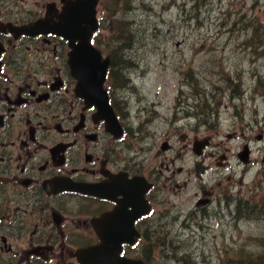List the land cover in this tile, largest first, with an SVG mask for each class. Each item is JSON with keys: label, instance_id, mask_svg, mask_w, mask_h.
Segmentation results:
<instances>
[{"label": "flooded vegetation", "instance_id": "obj_1", "mask_svg": "<svg viewBox=\"0 0 264 264\" xmlns=\"http://www.w3.org/2000/svg\"><path fill=\"white\" fill-rule=\"evenodd\" d=\"M73 1L0 0V264H80L79 252L102 244L99 231L112 235L115 227L125 226V220L136 237L134 244L122 245L121 257L166 264L178 249L159 243L157 237L171 223L184 219L182 225L190 229L198 220L214 219L226 231L221 220L237 217L236 199L243 190L237 193L233 176L221 177L231 167L230 151L222 141L224 151L204 150L197 156L198 141L207 140L208 149L213 141L184 132L177 114L163 134L156 128L148 131L145 123L137 127L129 116V89L136 91V83L146 76L141 79L134 69L119 66L120 53L114 54L117 59L104 53L108 45L98 34L92 44L111 62L104 90L117 123L111 126L100 109L80 97L79 81L70 67L69 41L46 31L47 26L33 29L45 20L50 26L59 24L64 8ZM257 6L264 11V4L254 3L247 23L264 26L257 18ZM260 84L264 88V81ZM140 108L136 119L143 114L150 119L152 107ZM189 108L198 114V106ZM178 111L185 113L183 106ZM221 137L227 142L246 141L236 157L242 164L240 154L249 149V164L242 165L251 170L249 175L252 168L258 170L261 186L264 131L254 137L238 132ZM173 140L180 147L173 146ZM190 151L197 160L193 171H185L177 162L187 159ZM198 164L204 171L200 176ZM137 179L144 182L141 193L150 209L141 217L133 212L135 206L124 203L134 195L129 188ZM247 203L254 211L249 219L264 217V194L261 204ZM173 260L193 264L183 258Z\"/></svg>", "mask_w": 264, "mask_h": 264}, {"label": "rangeland", "instance_id": "obj_2", "mask_svg": "<svg viewBox=\"0 0 264 264\" xmlns=\"http://www.w3.org/2000/svg\"><path fill=\"white\" fill-rule=\"evenodd\" d=\"M254 3L260 7L264 4L258 0H103L98 38L108 45L102 48L107 53L122 35L120 27L132 25V54L119 52L123 60L119 66L134 69L141 79L143 74L146 76L136 83L138 91L129 89L132 100L128 110L133 123L137 127L148 124V131L155 132L156 128V133L163 134L169 125H174L177 114L184 132L212 139L213 146L206 150L207 154L215 149L224 151L223 141L224 148L230 151L231 167L221 177L233 176L237 193L243 190L236 203L250 200L261 204L264 183L259 185L262 178L257 176L258 170L252 168L249 175L251 170L236 157L246 141L238 138L227 142L221 137L233 132L254 137L264 131V88L260 84L264 81V38L257 39L263 45H249L256 42L253 34L241 35L235 26L242 16L253 14ZM111 8L118 12L113 15L112 10L108 11ZM258 10L259 6L255 8ZM262 12L259 10L257 18L263 24ZM141 105L145 110L152 107L151 120L147 114L136 119ZM189 105L198 106V114ZM180 106L185 113L177 112ZM152 120V124L147 122ZM172 144L180 147L179 141L173 140ZM255 154L260 160L261 155ZM188 155L177 162V167L193 171L197 158L191 151ZM212 167L215 169L213 164ZM183 220L171 223L157 237L159 243L178 249L173 254L175 258L193 264H242L249 254L253 260L249 264H264V217L237 216L234 220L233 215H227L226 221L221 220L226 231L218 220H198V224H190V229L182 225ZM175 258L169 257L166 264H176Z\"/></svg>", "mask_w": 264, "mask_h": 264}, {"label": "water", "instance_id": "obj_3", "mask_svg": "<svg viewBox=\"0 0 264 264\" xmlns=\"http://www.w3.org/2000/svg\"><path fill=\"white\" fill-rule=\"evenodd\" d=\"M100 0H76L69 2L64 8L61 22L50 26L46 21H41L40 25L33 27L34 30L45 28L51 34L68 40L70 43V67L74 77L79 81L77 93L80 97L100 109L103 114L109 118V124L115 125L116 117L112 107L109 104L107 92L104 90L110 59H103L101 52L92 45V38L99 28L97 18V7ZM96 95V96H95ZM117 123V122H116ZM207 140L198 141L195 145V153L201 156L203 150L209 146ZM249 150L240 154V160L248 165ZM197 176L204 173L201 165L196 167ZM144 182L136 180L132 182L130 191L135 193L132 198L126 199L125 204L135 206L133 212L138 216L148 214L149 207L141 190ZM128 190V189H127ZM140 207V208H139ZM136 220V219H134ZM103 223V222H102ZM125 226L115 227L114 234H102V244L99 247L89 250H83L78 253L80 264H144L139 261H132L121 257L123 244H134L136 237L133 226H129L128 220H125ZM114 227V226H112ZM121 228V229H120ZM104 229V228H103ZM113 237V239L110 237Z\"/></svg>", "mask_w": 264, "mask_h": 264}, {"label": "trees", "instance_id": "obj_4", "mask_svg": "<svg viewBox=\"0 0 264 264\" xmlns=\"http://www.w3.org/2000/svg\"><path fill=\"white\" fill-rule=\"evenodd\" d=\"M131 9V6L129 7ZM112 10V14L115 15L117 12H118V9L116 8H111L109 9L108 11L110 12ZM126 10V9H125ZM247 19L248 17L247 16H242L236 23L235 26H238L239 28L237 29V31L240 32L241 35H246V36H250L251 34H253V36H256V37H261V38H264V27L258 23V24H253V25H250L247 23ZM236 31V29H234ZM133 31L132 30V25L131 27L128 28L125 27V26H121L120 27V32H121V36L120 38L118 39L117 43H116V46H114L113 48H111L109 51L107 50V53L110 55V54H113L112 57H116L114 54L115 53H119V52H122L123 50L126 51L127 53H130L132 54L131 52V49L133 50V44H134V34H133ZM248 34V35H247ZM250 42V41H249ZM257 44V45H263L262 43L263 42H259V41H256V42H252V43H249V45H252V44ZM106 53V52H104ZM126 58V57H125ZM124 60H127L125 59ZM117 59V57H116ZM236 206H237V216H240V218L242 219H249L248 216H253L254 214V211L253 210H249L248 209V203L247 201H239L238 203H236ZM252 219V218H250ZM253 263V260L251 258V256L248 254V260H246V263L242 262V264H249V263Z\"/></svg>", "mask_w": 264, "mask_h": 264}]
</instances>
